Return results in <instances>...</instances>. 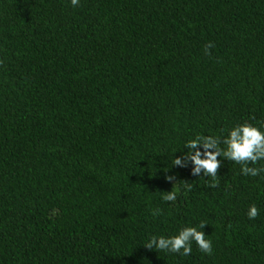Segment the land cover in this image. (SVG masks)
Masks as SVG:
<instances>
[{
  "label": "trees",
  "instance_id": "trees-1",
  "mask_svg": "<svg viewBox=\"0 0 264 264\" xmlns=\"http://www.w3.org/2000/svg\"><path fill=\"white\" fill-rule=\"evenodd\" d=\"M245 122L264 0H0V264H264V174L184 155ZM185 227L210 255L144 247Z\"/></svg>",
  "mask_w": 264,
  "mask_h": 264
},
{
  "label": "clouds",
  "instance_id": "clouds-1",
  "mask_svg": "<svg viewBox=\"0 0 264 264\" xmlns=\"http://www.w3.org/2000/svg\"><path fill=\"white\" fill-rule=\"evenodd\" d=\"M70 3L72 7H76L79 0H70ZM211 46V44L208 45V47ZM205 54H208L207 48ZM262 128L264 125L257 127L245 122L231 127L223 138L215 135H196L188 140L184 148L187 149V152L184 155L192 165L191 174L200 176L203 170L205 176L215 179L217 169L220 167L218 157L240 165L241 175L256 177L264 174V166H248L249 164L256 165L258 161H264V130ZM172 164L177 167L184 166L178 156L172 161ZM166 179L170 181L173 177H166ZM185 189L191 191V185H186ZM177 192L178 190L163 195L162 200L165 202L175 201ZM158 214L159 210L157 209L153 215ZM257 215L258 209L255 205L250 206L247 212L248 219L253 220ZM203 226L204 224L201 223L198 227L201 229ZM193 242L201 252L206 255L211 254V241L205 239L203 232L198 231L197 227L182 228L173 236H151L144 247L188 256L191 254Z\"/></svg>",
  "mask_w": 264,
  "mask_h": 264
}]
</instances>
